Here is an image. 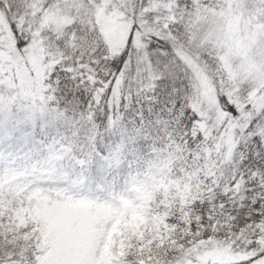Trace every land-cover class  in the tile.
<instances>
[{"label": "snow or ice", "instance_id": "1", "mask_svg": "<svg viewBox=\"0 0 264 264\" xmlns=\"http://www.w3.org/2000/svg\"><path fill=\"white\" fill-rule=\"evenodd\" d=\"M50 3L51 0H45L42 7L47 9ZM154 7L151 0H139L134 5L135 22L125 46L118 53L109 54L101 44L91 57L80 58L79 64L85 67H77L79 53L73 54L71 60L54 64L43 81L50 87L40 88L26 97L0 84V92H6L0 95V148L7 152L6 158L12 163L25 162L20 171L28 190L47 187L62 190L66 196H84L79 195V191L95 184L102 193L109 185L107 175H112L115 182L125 165L130 166L145 145L159 143L169 134L176 138V133L186 134L184 138L193 147L203 139L199 133L193 138L201 116L192 107L191 90L186 85L182 90L180 83L169 75L165 67L168 57H162L156 65L160 73L158 79H150L138 61L135 44L138 37L145 39L149 52L157 56L170 48L158 35L145 36L143 20L155 23L160 16L159 23L162 26L167 22V30L181 29V24L169 20L166 13L145 11ZM194 7L192 0H175L172 14L182 15V10L190 13ZM9 26L15 52L26 56L38 37L24 26L17 27L15 20H10ZM39 35H47L49 41L55 40L61 48L65 46L66 37L56 40L50 32ZM218 100L230 119L241 120L244 113H251L245 128L247 152L240 171L249 188L261 190L260 185L264 184V110L256 114L251 105L241 109L224 93L218 95ZM93 161L98 164L95 174L90 167ZM248 195L252 196L253 192ZM216 203L229 213L228 220L235 226L234 230L248 228L252 232L253 241L248 248L254 254L241 264H256L264 259V246L255 241V237L264 235V197L248 200L238 210L230 193L220 194ZM197 207L201 223L206 220L211 227L217 217L206 215L211 211L208 203ZM193 230H196L195 224ZM212 234L206 230L202 235ZM39 256V248L31 241L25 243L13 238L0 244V264H40Z\"/></svg>", "mask_w": 264, "mask_h": 264}, {"label": "trees", "instance_id": "2", "mask_svg": "<svg viewBox=\"0 0 264 264\" xmlns=\"http://www.w3.org/2000/svg\"><path fill=\"white\" fill-rule=\"evenodd\" d=\"M207 1L192 0L195 5L192 11L188 13L182 10L183 14L178 16L172 14L175 0H168V3H165V0H151L155 7L145 11L166 13L169 20L181 24V29L167 30V22L160 25V16L156 17L155 23L143 20L145 36L158 35L167 41L170 48L157 56L155 52H149L146 40L138 37L139 44H136L138 61L143 66V70L148 72L150 79H158L160 73L156 65L162 57H168L169 63L165 67L169 75L180 83L182 90L185 85L191 90L193 104L196 101V99L194 101L193 76L187 62L181 58V52H184L204 68L217 100L218 95L224 93L235 103L238 98L243 99L248 96V86L229 75L221 64L218 49L203 39L201 34L203 30L198 21L202 17V8ZM44 3L45 0H0V15L10 31L9 21L15 20L17 27L24 26L38 37L42 62L45 66L43 81L47 79L54 64L66 59L71 60L73 54L79 53L76 57L77 67H85L79 64L80 58L91 57L101 44L107 48L109 54L118 53L125 46L127 39L118 51L110 49L96 20V12L102 3L101 0H51L47 9L42 7ZM137 3L139 0H113L112 3L124 13L125 19L130 23V30L135 22L133 7ZM112 4L109 5L110 8ZM48 14H52L55 20L45 21ZM40 32H50L56 40H64L66 37L65 46L61 48L55 40L49 41L47 35H39ZM93 59L95 62L94 57ZM95 79L94 77L93 80ZM47 87L50 86L42 85V88ZM250 118L251 116L236 120L234 145L226 157H223L222 150L216 149L215 144L210 141L202 139L194 147L189 146L188 140L184 138L186 134L182 133H176V138H172L169 134L165 140L152 146L145 145L144 150L132 161L137 164L149 161L157 166L166 163L171 168L164 175L170 192L166 195H155L152 200L144 201L138 216L132 221L118 224L117 233L112 236L107 251L106 264H137V261L138 264H186L187 260L195 261L198 255L208 250L209 247L202 246L205 244H213L214 247L224 249L231 256L238 255L239 252L244 255L241 261H225L220 264H241L254 254V251L248 248L253 241L252 232L248 228L234 230L235 226L228 220L229 213H225L220 204L216 203L220 194L230 193L231 200L238 210L245 206L246 201L264 197V184L260 185L261 190L254 191L247 186L243 172L240 171L241 161L247 152L245 128ZM61 131H63L62 126ZM197 133L202 135L196 122L193 138ZM209 138L215 140L216 136L214 134V137ZM0 153H4L7 157V152L3 148H0ZM90 167L95 174L98 169L97 162L93 161ZM132 169L126 164L115 182H112V175H107V181L112 185L115 193L120 192L123 185L129 184ZM233 180L237 182L233 184ZM82 191L92 195L97 194L95 184ZM250 191L253 192L252 196L248 195ZM2 200L0 193V201ZM206 202L211 209L206 215L217 217L211 227L206 220L201 223L202 218L197 207ZM231 207L230 204L229 209ZM206 230H210L213 234L203 236ZM196 237L200 238L196 239ZM13 238L36 244L40 250L38 259L41 264L44 231L39 221L28 217L24 225L18 226L3 210L0 214V244ZM255 241L264 246V235L255 237ZM207 264H218V262L210 261Z\"/></svg>", "mask_w": 264, "mask_h": 264}, {"label": "rangeland", "instance_id": "3", "mask_svg": "<svg viewBox=\"0 0 264 264\" xmlns=\"http://www.w3.org/2000/svg\"><path fill=\"white\" fill-rule=\"evenodd\" d=\"M101 2L96 12L97 23L110 49L118 51L126 42L130 23L119 7L112 4L113 0ZM47 20L53 21L55 17L48 14ZM198 22L203 39L218 49L221 64L229 75L248 86V96L238 98L235 103L241 109L251 105L254 113L264 110V0H208ZM0 44L4 45L0 47V83L26 97L35 94L42 88L45 71L38 38L26 56L16 53L11 31L0 15ZM135 44H139L138 38ZM181 55L193 76L196 101L192 107L201 116L197 127L203 140L215 144L226 157L234 145L236 120L228 118L221 110L204 68L188 54L181 52ZM249 116L251 113L243 114V117ZM211 130L217 140L209 138L214 137ZM24 163L21 160L12 163L6 156H0V193L3 196L0 214L6 211L10 220L19 226L25 224L27 215L41 222L46 239L42 264H106L117 225L138 216L143 201L170 192L164 175L171 168L166 163L157 166L149 161L140 164L132 161L130 183L118 196L119 201L104 192H100L97 199L91 195L87 198L66 196L62 190H45L44 187L28 190L20 171ZM79 195H83L81 190ZM202 246L210 249L203 251L195 261L187 260L186 264L210 261L220 264L244 259L240 252L231 256L213 244ZM256 264H264V259Z\"/></svg>", "mask_w": 264, "mask_h": 264}]
</instances>
